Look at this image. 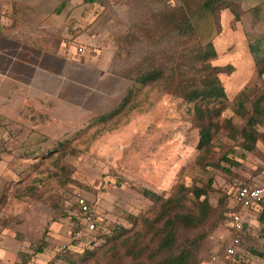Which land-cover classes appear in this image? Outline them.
Here are the masks:
<instances>
[{"label":"rangeland","instance_id":"374dc122","mask_svg":"<svg viewBox=\"0 0 264 264\" xmlns=\"http://www.w3.org/2000/svg\"><path fill=\"white\" fill-rule=\"evenodd\" d=\"M16 1L20 7L8 23L19 27L28 19L35 21L37 11H30L28 5L34 7L40 0ZM201 1H83L95 3L90 14L101 18L100 32L117 28L116 37L108 43L115 50L110 72L127 80V89L142 66L161 65L166 72L155 83L134 86L125 109L105 121L66 109L63 126L57 129L55 114H35V108L31 122H25V113L17 120L0 113V264H153L158 239L144 218H153L159 207L141 188L167 197L175 190L194 187L205 189L210 203L203 225L180 228V241L202 231L209 233L195 264H264L261 212H242L246 229L241 244L235 256L225 252L233 237L226 206L237 182L264 180V137L248 149L241 134L253 112L249 99L264 92V74L258 73L249 49L251 38L264 33V19L255 25L250 11L264 0H241L240 21L229 9H222L191 31L190 11ZM3 2L6 5L8 0ZM62 25L63 39L82 31V27L72 28L67 18ZM209 35L218 53L212 63L231 64L233 69L219 75L223 96L200 97L201 104L220 109L221 114L211 142L199 150L197 122L177 93L176 83L180 71L193 72L191 65L180 66L187 49ZM261 42L264 47V39ZM96 47H91L93 53ZM242 91L247 97L244 115L236 112L235 104ZM118 102L109 100L101 111L114 109ZM40 123L42 131L36 129ZM255 128L264 134V116ZM79 196L92 205L103 234H110L116 224L130 228L126 240H107L102 232L77 228L82 218L75 204ZM193 198L189 192L188 207ZM77 229L82 232L75 239ZM43 238L47 244L43 252H37ZM214 256L217 260L212 263Z\"/></svg>","mask_w":264,"mask_h":264},{"label":"crops","instance_id":"0c3cea01","mask_svg":"<svg viewBox=\"0 0 264 264\" xmlns=\"http://www.w3.org/2000/svg\"><path fill=\"white\" fill-rule=\"evenodd\" d=\"M3 1L0 0L2 115L17 120L25 113L27 122L35 108V114H55L53 123L59 129L63 126L62 117L66 109L94 116L113 109L101 111L109 100H122L120 96L127 90V80L110 72L115 50L108 45L116 37L117 28L98 30L101 18L90 14L95 3L67 0L58 11L57 6L64 0H40L34 7L28 5L30 11H37L35 21L28 19L15 27L12 21L8 22L14 19L20 4L16 0H8L5 5ZM4 6L10 15H6ZM65 18L70 20L72 28L82 27V31L69 33L63 39L60 35L63 34ZM101 45L104 46L100 49L98 46ZM93 46H97L94 48L98 50L96 53L91 50ZM42 126L40 123L36 129L42 131Z\"/></svg>","mask_w":264,"mask_h":264},{"label":"trees","instance_id":"16d2710c","mask_svg":"<svg viewBox=\"0 0 264 264\" xmlns=\"http://www.w3.org/2000/svg\"><path fill=\"white\" fill-rule=\"evenodd\" d=\"M85 1L94 2L96 0ZM66 2L67 0H64L56 9L61 11V8L65 6ZM222 9H229L233 13L235 20L240 21L242 19L244 9L241 0H202L196 8L190 11L189 17L192 22L189 29H191V31L196 30L201 20L211 16L215 17ZM250 13L253 18V23L255 25H260L264 19V3L254 6ZM262 39H264V33L260 34L256 39L252 40L251 38L249 43L250 52L257 61L258 73L260 75L264 74V47L262 46ZM217 55L218 53L212 42L211 35L207 37L206 41L193 44L191 48L187 49L185 55H183V63L180 65H191L193 72L189 75L186 71H180L176 83L177 93L187 101L189 112L193 114L197 122L199 138L196 147L199 150L204 149L211 142L214 128L217 123L216 119L221 114L220 109L201 104L199 101L200 97L204 95L207 97L223 96L224 91L218 84L220 80L219 75L220 73L231 72L233 69L231 64H213L212 60L215 59ZM167 69L172 72L174 71L173 68ZM165 72V67L161 65H155L153 67L142 66L136 78H132L131 87L127 89V93L123 96L119 105L109 112L97 115V118L101 121H105L121 113L133 95L134 86L138 87L155 83L163 78ZM175 78L176 76L174 80ZM249 100L251 101L253 112L247 118L246 127L241 129V134L246 142L245 146L248 149L255 145L259 137H264V134H260L255 128L256 124L264 116V92ZM246 101L247 97L243 91L235 97L237 113L244 115L243 110L245 109ZM177 191L178 190L171 191L172 193L165 197L164 194L149 188H141L140 190L145 197L153 200L159 207L158 210L155 211L153 218H144V222L146 223L145 226H148L149 229L153 231L152 236L158 239V245L152 252L153 257L156 258L153 264H195L198 250L209 234L208 231H202L196 235L187 236L184 240L180 241L179 235L181 227L187 230H193L205 223L208 217L210 203L206 195V190L201 187H194L191 190L183 188L179 190L178 193ZM189 192H192L194 197L192 206L190 207L186 204ZM202 196H204L203 199L201 198ZM232 199L230 198L227 201L225 212L228 227L231 230V213L241 210V207L238 205L232 206ZM75 204L77 206V203ZM256 211L261 212L260 221L262 222L264 220V200L260 202ZM131 222L133 224L137 223L136 218H132ZM77 228H84L81 221H79ZM245 229L246 222H244V228L241 234L244 233ZM130 231V228L121 224H116L110 234L105 232L103 234L102 226L97 223V228L94 232H102V236L107 238V240H117L121 238L122 240H126V235H128ZM45 244H47V240L43 238L42 245L37 248V252H43V245ZM73 253L75 256H78L77 253L79 254V252L76 251ZM232 255L235 256L236 253ZM80 256H82V254Z\"/></svg>","mask_w":264,"mask_h":264},{"label":"built area","instance_id":"2783aa9c","mask_svg":"<svg viewBox=\"0 0 264 264\" xmlns=\"http://www.w3.org/2000/svg\"><path fill=\"white\" fill-rule=\"evenodd\" d=\"M264 200V180L263 182H250L246 180H239L236 185L234 196L232 199V206H240V211H234L231 213L230 226L233 230V237L231 243L225 248L227 255L235 253L236 248L241 241V233L244 228V210H255L258 208L260 202ZM77 206L82 213L81 223L87 232H94L97 228L98 215L92 208L90 202L82 196L76 199ZM81 229L74 231V238L81 237ZM217 260V257L212 258V263ZM214 264V263H213Z\"/></svg>","mask_w":264,"mask_h":264}]
</instances>
